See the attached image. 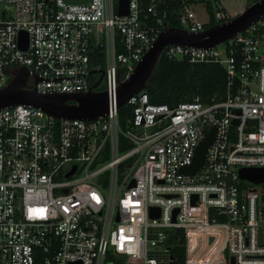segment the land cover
<instances>
[{"label": "built area", "instance_id": "built-area-1", "mask_svg": "<svg viewBox=\"0 0 264 264\" xmlns=\"http://www.w3.org/2000/svg\"><path fill=\"white\" fill-rule=\"evenodd\" d=\"M163 2L129 0L122 16L119 0H0V90L27 67L29 88L43 94L88 92L104 73L109 98L108 114L92 121L24 105L0 111V264H264V183L240 175L264 169V16L214 48L163 51L221 66L224 99L171 108L144 90L123 127L118 87L172 28ZM214 13L217 24L232 19L222 0ZM176 20L200 33L210 16L185 5ZM214 128L203 167L184 173Z\"/></svg>", "mask_w": 264, "mask_h": 264}, {"label": "water", "instance_id": "water-1", "mask_svg": "<svg viewBox=\"0 0 264 264\" xmlns=\"http://www.w3.org/2000/svg\"><path fill=\"white\" fill-rule=\"evenodd\" d=\"M64 1L69 5H88L92 2V0ZM128 13L129 0H119V14L123 16L128 15ZM263 16L264 0H261L249 5L242 13L228 22L216 24L200 33H191L181 28L164 30L159 35L152 49L137 65L130 79L121 83L118 87V107L126 106L134 95L148 89V83L156 70L163 51L168 46L187 45L195 48H214L233 39ZM27 41V35L22 33L20 35V43L23 49L27 48ZM12 74L11 82L0 90V111L24 105L41 109L59 120L85 121L103 118L109 112L108 94L97 90L104 78V73H101L99 81L88 92L59 94H43L36 89L29 88L28 82L31 72L27 67L15 69ZM239 124L238 120L234 121V125ZM215 137L216 129L214 128L198 147L193 165L184 169V173L195 175L203 167L206 154ZM74 171L75 168L70 174ZM240 175L242 179L255 184L264 183V169H242ZM195 200L196 198L193 203H195ZM152 212L154 213V211ZM189 244V253H193L198 244L197 238H191Z\"/></svg>", "mask_w": 264, "mask_h": 264}, {"label": "trees", "instance_id": "trees-1", "mask_svg": "<svg viewBox=\"0 0 264 264\" xmlns=\"http://www.w3.org/2000/svg\"><path fill=\"white\" fill-rule=\"evenodd\" d=\"M161 10H168L172 15V28H180L176 20L177 11L185 5L204 4L210 16L206 29L217 24L214 13L215 3L219 0H163ZM101 63L104 64V55L100 54ZM103 66V70H104ZM227 75L226 71L216 64H190L188 62H175L162 56L149 83L147 93L151 103L168 105L171 108L185 102H194L200 99L205 103L220 101L226 96ZM101 90V89H97ZM131 108L124 106L120 109L121 124L131 117ZM184 242V240H183ZM184 257V249L178 251ZM180 264L185 259L179 260ZM37 264H44L41 260Z\"/></svg>", "mask_w": 264, "mask_h": 264}, {"label": "rangeland", "instance_id": "rangeland-1", "mask_svg": "<svg viewBox=\"0 0 264 264\" xmlns=\"http://www.w3.org/2000/svg\"><path fill=\"white\" fill-rule=\"evenodd\" d=\"M254 2L255 0H222L224 10L228 12L232 16V18L242 13L249 5L253 4ZM192 8H194V11L196 12L197 16L202 21L208 22L209 13L204 4H194L192 5ZM224 49V46L219 47L220 51H224ZM93 78L94 82L96 83L99 80L100 76L95 74ZM98 88L103 89L104 83H102ZM259 191H264V186H260Z\"/></svg>", "mask_w": 264, "mask_h": 264}]
</instances>
